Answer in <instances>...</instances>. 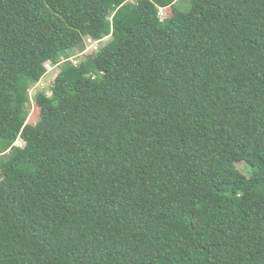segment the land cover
<instances>
[{
	"label": "trees",
	"instance_id": "16d2710c",
	"mask_svg": "<svg viewBox=\"0 0 264 264\" xmlns=\"http://www.w3.org/2000/svg\"><path fill=\"white\" fill-rule=\"evenodd\" d=\"M187 1L0 0V264H264V0Z\"/></svg>",
	"mask_w": 264,
	"mask_h": 264
},
{
	"label": "rangeland",
	"instance_id": "374dc122",
	"mask_svg": "<svg viewBox=\"0 0 264 264\" xmlns=\"http://www.w3.org/2000/svg\"><path fill=\"white\" fill-rule=\"evenodd\" d=\"M130 2L134 1V0H129ZM176 5H179L182 9H185L188 7V1L187 0H175ZM160 14L162 15V17H170L172 15V10L170 7L165 8V9H160ZM80 50H83V44L80 46L79 48ZM78 53L75 55L77 56ZM64 60V58H62ZM61 59V61H62ZM67 59V58H65ZM78 61L80 60L77 59ZM60 68H55L54 70H52L50 73H48L47 75H45V77L41 80V83L39 82L38 84L34 85L31 87L30 89V97L31 99V105L29 106V112L30 115L28 117L27 122L34 125V126H41V114H40V108L37 106L36 102H35V98L37 96V94L39 92H43L46 93L48 96H50L52 94V90L55 86V82H56V77L59 73ZM17 146H24L25 142L21 139H19L16 143ZM5 158V156H0V161L3 160ZM237 167L239 170H241L243 173L245 174H249V168L247 167V165L245 163H238Z\"/></svg>",
	"mask_w": 264,
	"mask_h": 264
},
{
	"label": "built area",
	"instance_id": "2783aa9c",
	"mask_svg": "<svg viewBox=\"0 0 264 264\" xmlns=\"http://www.w3.org/2000/svg\"><path fill=\"white\" fill-rule=\"evenodd\" d=\"M109 38L103 39V40H96L92 37H87L84 43V49L82 50V52L80 54H78L77 56L71 57L69 59H62V61L59 64H53L52 61H47L45 62L44 66L47 70V73H50L52 70H54L55 68H58L60 64L65 63L67 61H72L75 65L78 64V60L80 58V56L82 55H86L88 53H96L101 49V46L103 44V42L107 41Z\"/></svg>",
	"mask_w": 264,
	"mask_h": 264
},
{
	"label": "clouds",
	"instance_id": "9594fccd",
	"mask_svg": "<svg viewBox=\"0 0 264 264\" xmlns=\"http://www.w3.org/2000/svg\"><path fill=\"white\" fill-rule=\"evenodd\" d=\"M48 74V73H47ZM40 83H41V81H40Z\"/></svg>",
	"mask_w": 264,
	"mask_h": 264
}]
</instances>
